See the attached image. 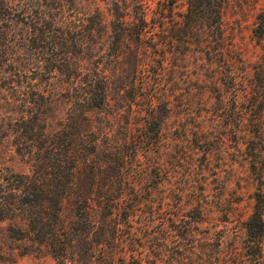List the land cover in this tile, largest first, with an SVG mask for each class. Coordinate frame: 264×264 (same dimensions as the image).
Returning <instances> with one entry per match:
<instances>
[{
    "label": "trees",
    "instance_id": "1",
    "mask_svg": "<svg viewBox=\"0 0 264 264\" xmlns=\"http://www.w3.org/2000/svg\"><path fill=\"white\" fill-rule=\"evenodd\" d=\"M224 1L0 0V9L31 13L39 22L41 34L50 28L64 33L67 13L72 17L67 25L71 36L64 43L68 41L80 56L78 61L68 58L63 64L48 62L43 67L44 73L56 69L65 77L64 86L47 90L38 83L30 84L41 79L38 75L20 73L19 55L11 60L14 74L29 81L25 140L17 142L15 150L27 159L30 170L15 174L10 183L0 177V221L24 215L25 225L16 226L20 238L47 247L54 264H142L130 220L135 217L136 206L148 201L135 186L151 175L148 177L145 169L130 177L123 171L143 145L150 147L159 139L177 86L174 79L161 91L149 83L137 85L135 73L140 63L148 72L163 69L162 61L151 58V43L144 36L149 29H158L159 44H154L163 50L158 57L164 56L169 46L195 49L210 65L219 67L209 83L226 95L236 84L246 83L247 72L242 70L244 62L238 64L239 57L222 29ZM180 7L184 10L179 11ZM2 28L0 38L5 35ZM110 33L115 37L111 46ZM252 33L257 43L264 44V8L256 16ZM111 55L114 59L110 61ZM122 55L130 60L128 64L120 62ZM224 65L229 68H221ZM169 70L171 75L174 66ZM59 88L68 94L65 112L52 113L58 122L50 123L48 110L54 107ZM249 90V99L255 103L253 116L261 130L264 62L253 66ZM138 97L143 98V104L130 136L124 109ZM65 201L71 206L68 217L64 214ZM152 218V214L145 216L144 222ZM192 224L183 234L188 249L176 251L167 264H264L262 208L257 207L245 223L249 245L241 252L224 253L218 241L195 242ZM159 234H164L159 242L167 245L169 236L162 225L156 231Z\"/></svg>",
    "mask_w": 264,
    "mask_h": 264
},
{
    "label": "rangeland",
    "instance_id": "2",
    "mask_svg": "<svg viewBox=\"0 0 264 264\" xmlns=\"http://www.w3.org/2000/svg\"><path fill=\"white\" fill-rule=\"evenodd\" d=\"M263 8L264 0H225L223 3V32L239 57L238 64L244 62L242 70L247 72L246 83L236 84L226 95L209 83L219 67L210 65L192 48L165 47V55L158 57L163 52L162 47H155L159 44L158 29L151 28L145 33L144 37L151 43V58L154 62L162 61L163 69L148 72L146 65L140 63L135 73L137 85L149 83L151 88L161 91L174 79L177 86L159 139L150 147L143 145L123 171L129 177L141 169L147 171L148 177L151 175L135 186L142 191L141 198L147 197L148 201L143 200L136 206L135 217L130 220L136 235V254L142 264H167L176 251L185 252L188 248L183 234L190 223H193L195 242L218 241L224 253L245 251L249 245L245 237L247 219L257 207L263 209L264 219V113L259 130L253 116L255 103L249 99L253 66L264 62V44L257 43L252 33L256 16ZM183 10L184 7L179 8ZM71 19L66 13L64 33L50 28L41 34L39 22H35L37 19L31 13L0 9V26L5 30L0 38V177L9 183L14 182L15 174L30 170L27 159L15 150L17 142L25 140L30 105L29 81L23 76L38 75L41 79L30 84L38 83L45 90L65 85L64 75L56 69L44 73L43 67L48 62L63 64L68 58L79 60L78 50L68 41L64 43L71 36L67 30ZM114 38L111 34L110 46ZM17 55L23 74L19 78L10 65ZM113 59L111 55L109 60ZM119 60L124 65L130 61L124 55ZM173 66L170 75L169 69ZM46 80L51 84L47 85ZM217 81L222 82L219 77ZM67 95L59 88L54 107L48 110L50 123L58 122L52 113L64 114ZM222 96L224 102H221ZM142 104L143 98L138 97L131 107L125 105L130 136ZM70 207V201H65L67 217L71 214ZM151 214L155 219L144 222V217ZM24 218L20 214L0 221V264H54L47 247L20 238L16 226L23 225ZM161 225L169 236L165 246L159 242L164 234L156 235ZM261 252L264 261V237Z\"/></svg>",
    "mask_w": 264,
    "mask_h": 264
}]
</instances>
